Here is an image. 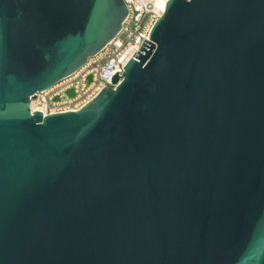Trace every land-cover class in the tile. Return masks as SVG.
Instances as JSON below:
<instances>
[{
  "label": "water",
  "instance_id": "water-1",
  "mask_svg": "<svg viewBox=\"0 0 264 264\" xmlns=\"http://www.w3.org/2000/svg\"><path fill=\"white\" fill-rule=\"evenodd\" d=\"M128 12L0 0V264H264V0H168L115 87L32 110Z\"/></svg>",
  "mask_w": 264,
  "mask_h": 264
},
{
  "label": "built area",
  "instance_id": "built-area-1",
  "mask_svg": "<svg viewBox=\"0 0 264 264\" xmlns=\"http://www.w3.org/2000/svg\"><path fill=\"white\" fill-rule=\"evenodd\" d=\"M128 14L120 32L109 41L97 54L88 58L77 71L64 77L52 87L38 91L31 101L33 111L41 110L44 114L78 110L91 100L105 86L115 87L112 76L119 71L123 75L126 64L136 51L142 47L145 38L150 39V32L155 21L164 12L158 7V0H125ZM92 75L91 82L88 81ZM74 88L75 95L67 92ZM59 96L58 100L55 98Z\"/></svg>",
  "mask_w": 264,
  "mask_h": 264
},
{
  "label": "bare ground",
  "instance_id": "bare-ground-1",
  "mask_svg": "<svg viewBox=\"0 0 264 264\" xmlns=\"http://www.w3.org/2000/svg\"><path fill=\"white\" fill-rule=\"evenodd\" d=\"M168 0H158V7L160 10H165Z\"/></svg>",
  "mask_w": 264,
  "mask_h": 264
}]
</instances>
